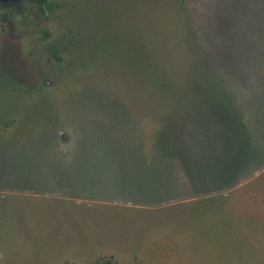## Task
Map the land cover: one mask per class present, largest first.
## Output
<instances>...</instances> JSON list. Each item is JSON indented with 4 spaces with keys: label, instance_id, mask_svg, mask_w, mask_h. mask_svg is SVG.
<instances>
[{
    "label": "rangeland",
    "instance_id": "rangeland-1",
    "mask_svg": "<svg viewBox=\"0 0 264 264\" xmlns=\"http://www.w3.org/2000/svg\"><path fill=\"white\" fill-rule=\"evenodd\" d=\"M51 2L0 0V264H264V0Z\"/></svg>",
    "mask_w": 264,
    "mask_h": 264
},
{
    "label": "trees",
    "instance_id": "trees-1",
    "mask_svg": "<svg viewBox=\"0 0 264 264\" xmlns=\"http://www.w3.org/2000/svg\"><path fill=\"white\" fill-rule=\"evenodd\" d=\"M31 1H32V3H34L38 6L39 11L42 14H46L48 11L52 12V10L54 8V5L51 2V0H31ZM2 17L5 21L8 19L7 15H3Z\"/></svg>",
    "mask_w": 264,
    "mask_h": 264
},
{
    "label": "crops",
    "instance_id": "crops-1",
    "mask_svg": "<svg viewBox=\"0 0 264 264\" xmlns=\"http://www.w3.org/2000/svg\"><path fill=\"white\" fill-rule=\"evenodd\" d=\"M77 159H80V158H79V157L75 158V162L78 161ZM96 164H98V162H96V161L93 159V162L91 163V165H89V166H93V169H89V168H88V170H90V172L92 173V175H95V176L97 175ZM84 168H85V167H84ZM73 169H74V170H71V171H73V175L84 174V173H83V169L81 168V166H80L79 164L73 166ZM79 171H80V172H79ZM84 171L86 172V168H85ZM63 172H66V171H63ZM95 176H94V177H95ZM75 177H76V178H79L78 176H75Z\"/></svg>",
    "mask_w": 264,
    "mask_h": 264
},
{
    "label": "water",
    "instance_id": "water-1",
    "mask_svg": "<svg viewBox=\"0 0 264 264\" xmlns=\"http://www.w3.org/2000/svg\"><path fill=\"white\" fill-rule=\"evenodd\" d=\"M14 2H18L19 0H13ZM30 2H31V0H30Z\"/></svg>",
    "mask_w": 264,
    "mask_h": 264
}]
</instances>
